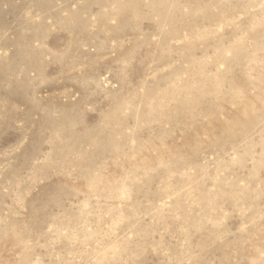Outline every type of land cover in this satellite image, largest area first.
<instances>
[{"label":"rangeland","instance_id":"rangeland-1","mask_svg":"<svg viewBox=\"0 0 264 264\" xmlns=\"http://www.w3.org/2000/svg\"><path fill=\"white\" fill-rule=\"evenodd\" d=\"M0 264H264V0H0Z\"/></svg>","mask_w":264,"mask_h":264}]
</instances>
